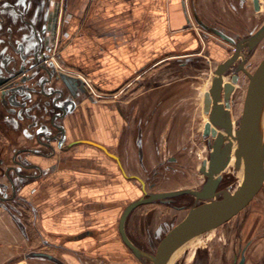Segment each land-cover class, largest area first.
Listing matches in <instances>:
<instances>
[{
  "label": "crops",
  "instance_id": "0c3cea01",
  "mask_svg": "<svg viewBox=\"0 0 264 264\" xmlns=\"http://www.w3.org/2000/svg\"><path fill=\"white\" fill-rule=\"evenodd\" d=\"M212 2L202 0L199 6L212 9ZM165 4V0H0V28L11 30L0 32V57H10V66L6 64L13 70H28L43 80L40 89L37 82L32 87L28 81L29 89L22 97L35 108L27 106V114L8 115L9 128L23 147L14 148L12 163L0 172V195L7 200L12 192L32 184V192L38 195L30 198L34 204L27 202L36 216L40 213L41 232L64 237V264H80L83 254L134 263L119 233L135 180L126 175L142 178L135 171L139 164L145 166L141 160L154 168L163 162L157 152L179 150L174 139L168 142L166 137L171 132L175 136V116L179 121L187 119L189 109L181 108V100L186 99L182 94L189 86L177 82L176 87L175 80H166V73L173 74L174 67L161 65L166 23L173 30L184 26L189 2L170 0L167 22ZM59 10L57 25L66 10L73 17L71 27H82L75 39L76 66L79 72L89 74L94 89L112 94L107 100L95 102L84 76L59 70L53 62L38 65V58L51 56L58 44L53 27ZM73 48H67L70 58ZM213 53L219 56L216 49ZM63 55L64 50L60 57ZM57 79L63 86L55 84ZM128 86L138 88V93L130 97L121 93ZM84 96V101H79ZM35 109L43 115L36 116ZM53 109L57 111L54 114ZM49 117L53 133L43 138L49 127L41 128L38 120L47 122ZM1 129L0 136L5 139L7 129L3 125ZM80 140L106 146L119 156L121 164L101 148ZM24 151L39 154L37 160L28 159L21 154ZM54 156L56 160H52ZM13 166L16 171L11 182L8 171ZM255 208L249 219L253 223L244 228L259 236L251 242L244 264H264V218L262 223L258 218L264 202Z\"/></svg>",
  "mask_w": 264,
  "mask_h": 264
},
{
  "label": "rangeland",
  "instance_id": "374dc122",
  "mask_svg": "<svg viewBox=\"0 0 264 264\" xmlns=\"http://www.w3.org/2000/svg\"><path fill=\"white\" fill-rule=\"evenodd\" d=\"M169 1L170 0H165L166 22L168 21ZM187 1L190 3V0ZM218 1L223 2L222 8L206 9L199 6L202 0H196L199 11L208 22L213 21L214 24L232 31H241L242 28L246 26V28L248 27L252 30L251 32L264 22V0H262L263 7L260 12L254 11L252 7L243 10L240 3H237V0ZM249 3H251V0H249ZM242 10L244 13L241 12ZM61 11L60 16L62 13ZM191 11L192 10L188 6V19L185 23L184 20H182L184 26H180V30L170 29V24L166 23L164 57L167 58L170 57V55L175 56L164 62L165 69H167L168 66L174 67L173 74L170 75L166 73V80H175L176 87H178L179 82H185V84H187L186 86H189L187 91H184L185 93L183 92L182 94L186 99L182 98L181 100V108L184 107V109H189V111L187 112V119L185 121L183 117H181V121H179L178 116H175L173 119L172 125L176 128L175 136L172 137V132L170 136L166 137L165 135L168 142L174 139V142L179 145V150L176 152H173L174 150L168 152L166 148L163 152H157L158 159H163V162L154 168H149L150 165H148L146 160H141L142 164L145 166L142 167L139 164L136 167L137 169L135 171L142 175L143 180L146 181V190L148 192L169 191L188 187L199 189L207 178V175L200 171V167L203 161L209 158V140L213 139V137L211 135H204V127L207 122V114L204 112L203 103L204 93L211 86L212 75H214L217 63L229 57L234 49L232 46H229L227 50H223L225 45L222 43V39L215 33L201 27L192 17ZM72 21V14L64 10L62 21L57 25L56 34L58 44L55 46V61H57V66L62 68L65 72L84 76L86 86L89 85L90 88L92 87L89 89L87 86V90L89 93H91V91L93 92L91 94L95 102L99 99L98 95L102 96V100H107L108 98L106 97H110L112 94L100 88H97L98 90L96 88L94 89L93 87L96 86V84L89 74L79 72L76 66L75 39L82 32V27L74 26L72 28ZM10 31L11 30L7 28H0L1 33ZM4 43H7V41H4ZM68 46L70 48L74 47L72 49L74 56L71 58L66 55ZM210 48L217 49L219 53V56L214 57L211 61L208 60ZM63 50L64 55L60 57V53H62ZM190 58H195V60L190 61ZM263 58L264 39L259 44L256 53L250 61L251 70L255 69ZM184 59H189L186 64H182L181 62ZM8 62H11L10 57H0V133L2 132V125L6 127L8 133V137L5 139L0 136V158L3 160V162L0 161V172L5 169L4 166L12 163L14 148L18 147L19 144V147H23L19 142V137L14 135L12 132L13 130L9 128L10 118L8 119V115L10 113L13 115H18L20 113L27 114L29 112L27 111V106L34 107L22 99L24 93L27 92L30 86L27 82L30 81L32 87L36 86L34 81L37 82V87L39 89L40 87L42 88L41 84L43 82L40 77H35L34 73L29 71L24 73L23 69L13 70L7 66V64L9 65ZM55 84L63 86L59 79H57ZM247 86L248 79L242 74L232 97L234 120L239 118L243 111ZM183 90L184 87L182 85L181 91ZM64 91L66 94L65 98H68L70 95L66 92L65 87ZM84 99L85 96L80 97L79 101L83 102ZM35 110L37 113L36 116L43 115L42 111L38 109ZM55 112L57 111L53 109V114ZM2 119H5V121ZM42 120V118L38 120L39 126H41V128L44 125L49 127L47 133H44L42 136L44 138L53 133L54 127L50 128L49 124L53 126V122L49 123L50 117L49 120L47 119V122ZM58 121L59 119H56V122H54L55 125H58ZM180 126L181 130L179 129ZM178 129L179 131H177ZM179 132L180 134H178ZM160 148L161 150L164 149V147L161 146ZM21 154L31 160H37L35 157L39 155L28 151H24ZM60 154L63 155V153ZM171 154L176 157V161L168 160L167 157ZM56 157L57 156H54L52 160H56ZM234 162L235 156L231 164L223 172V181L230 182V185L236 187L239 184L240 177L237 174L238 170H236ZM145 168H147V170ZM36 186L38 187V185ZM33 192L32 184L17 191L16 195L21 204L16 203L18 206L16 205L14 207L15 209L12 206L9 207V203L4 204L0 201V264H64V251H66L64 249V244L62 245V243H64V237L61 235L49 234L48 232H41L42 229L39 221L41 218L40 213L38 211L39 215L36 216L29 202H27L28 200L33 203L30 198L34 200L38 195V193ZM142 196H144V190L142 189L141 183L135 179L133 180L131 199L133 200ZM262 201L264 202V185L248 206L228 222L216 229L195 236L183 245L179 249V253L173 262L177 261L179 264H193L197 255L202 256V254H204L211 264L233 263L236 253L235 248L239 246V241H248L252 238L257 239L259 236L250 232L249 229L244 228V226L253 223L249 220L251 214L253 210L256 209V205ZM178 203L191 206L193 198L190 196V198H186ZM262 210L264 209L262 208ZM262 210L261 215H258L261 221L260 223H262L264 218V212ZM188 211L189 208L179 210L172 205L160 202L145 204L138 207L130 216L128 220L129 234L133 239L138 238L141 239L142 242H146L151 251H154L166 232L174 224L180 222L187 215ZM256 223L258 224L259 222ZM143 225L147 226L146 229L140 230L139 228ZM150 244H152V246ZM130 253L134 261L132 264H144L132 252ZM119 260L120 259L114 262L110 259L108 260V258H99V256L93 258V256L88 254L80 256V264H123L120 263Z\"/></svg>",
  "mask_w": 264,
  "mask_h": 264
},
{
  "label": "water",
  "instance_id": "95a60500",
  "mask_svg": "<svg viewBox=\"0 0 264 264\" xmlns=\"http://www.w3.org/2000/svg\"><path fill=\"white\" fill-rule=\"evenodd\" d=\"M254 2L258 10L259 2L258 0ZM195 17L201 27L234 44L236 50L232 56L217 65L211 86L204 93V112L209 115L204 135H211L213 139L209 140V158L204 160L200 167V171L207 175L201 188L148 192L146 182L142 178L135 174L126 175L124 172L128 178L137 179L141 183L145 195L126 206L119 221V230L123 242L144 264H170L173 254L182 245L195 236L228 222L248 206L264 185V58L253 71H249L245 66L251 54L264 39V23L256 31L236 41L222 30L205 24L198 14H195ZM244 48L248 49L247 54L243 52ZM241 72L248 76L249 82L243 111L234 123L231 101L235 85L241 79ZM230 75V80L226 81L225 77ZM80 141L101 148L121 164L119 156L106 146L92 140ZM234 156L236 170L243 167L242 179L236 187L230 185L218 190L223 180V172L231 164ZM170 160L175 161L176 157ZM183 194L194 196L196 202L199 200L202 202L195 203L187 215L166 232L154 251H146L130 239L126 223L133 210L141 205L166 201ZM242 263L243 261L240 264Z\"/></svg>",
  "mask_w": 264,
  "mask_h": 264
},
{
  "label": "flooded vegetation",
  "instance_id": "af4514ba",
  "mask_svg": "<svg viewBox=\"0 0 264 264\" xmlns=\"http://www.w3.org/2000/svg\"><path fill=\"white\" fill-rule=\"evenodd\" d=\"M211 2V1H210ZM210 2H209V4H210ZM240 3V5H241V7L243 8V10L244 9H248V7L250 8V7H252V9L254 10V11H256V12H260L261 10H262V7H263V4H262V0H258V2H259V9L257 10L256 8H255V2H254V0H251V3H249V0H237V3ZM190 5V9L192 10L191 11V15H192V17L195 19V21L197 22V20H196V17H195V14H198V17L205 23V24H208V25H210V26H213V27H216V28H218V29H220V30H222L225 34H227L229 37H231V38H233L234 40H236V41H238V40H240V39H243L244 37H246V36H248L250 33H252L251 31L252 30H250L248 27L246 28V26L244 27V28H242V30L241 31H232V30H228L227 28H225V27H222V26H218V25H216V24H214L213 23V21H210V22H208L203 16H202V14H201V12L199 11V9H198V6H197V4H196V0H190V3H189ZM211 5H213V7H212V9H215V8H222V6H220L219 5V3H218V1H216V0H214V2H212L211 3ZM241 11L242 13H244V11ZM59 12H60V10H59ZM58 12V15H57V18H56V21H55V27H53V31L55 32V33H57V21L59 20V13ZM64 13V12H63ZM61 21H62V18L60 19ZM190 22V21H189ZM198 23V22H197ZM264 22H262L255 30H253V32L254 31H256L258 28H260V26L263 24ZM199 24V23H198ZM217 35V34H216ZM217 36H219V35H217ZM220 37V36H219ZM221 38V37H220ZM222 39V43L225 45L224 46V49L223 50H227L228 49V47L229 46H232L233 47V53L232 54H234V52H235V50H236V48H235V45L234 44H232V43H230V42H228V41H226L225 39H223V38H221ZM216 45V44H215ZM218 46V45H217ZM259 46V45H258ZM220 48H223V47H220ZM258 48V47H257ZM257 48H256V50H257ZM213 49H215V48H210V51H209V58H208V60L209 61H211V59L213 60L214 59V57H215V55H214V53H213ZM217 50V49H216ZM256 50L251 54V57H250V59L246 62V64H245V66H246V68L249 70V71H253V70H255V69H253V70H251V64H250V61H251V59L253 58V56H254V54L256 53ZM228 52V51H227ZM243 52L245 53V54H247L248 53V49L247 48H244L243 49ZM208 53V52H207ZM213 53V54H212ZM232 54L230 55V56H232ZM229 56V57H230ZM48 57L49 56H42V57H39L38 59H39V61H38V65L40 66H47V65H49V61H48ZM229 57H227V58H229ZM227 58H225L223 61H225ZM168 59V57L167 58H165L164 57V60H163V63H162V65H161V67L163 68L164 66H165V61ZM189 60V59H188ZM188 60L187 59H184V60H182L181 62H182V64H186L187 62H188ZM193 60H195V58H190V61H193ZM222 61V62H223ZM219 63H221V62H219ZM219 63H217V65L219 64ZM217 65H216V67H217ZM236 65V64H235ZM26 72H28V70L27 71H25L24 73H26ZM242 74H244L245 76H246V78L248 79V82H249V78H248V76L244 73V72H241V77H242ZM212 77H213V75H212ZM212 81V80H211ZM88 87H89V85H88ZM3 89V88H2ZM89 89H91L90 87H89ZM121 90H118L117 92H115L114 94H117V93H119ZM121 93H125V94H127V97H130V96H132V95H134V94H137L138 93V88H136V87H127L126 89H124V90H122V92ZM101 97L102 96H100V95H98V98H99V100L101 99ZM106 98H109V97H106ZM158 108H159V106H158ZM233 102H232V106H231V113H232V117H233ZM234 118V117H233ZM19 155V154H18ZM15 159H17L16 157L14 158V161H15ZM17 161V160H16ZM169 161H171V160H169ZM15 166H13V167H10V169H9V171H8V180L10 181L11 180V182L13 181V174L15 173ZM223 182H225V181H223L222 180V182H221V184L219 185V187H218V190H222V189H224V188H227L228 186H230V184H228V185H223ZM144 195H145V193H144ZM190 196L191 195H188V194H183V195H179V196H176V197H172L171 199H167L166 201H160V203H164V204H169V205H172V206H174V207H176L177 209H179V210H182V209H185V208H191L195 203L196 204H198V203H201L202 202V200H199L198 202H196V199H195V197L194 196H191L192 198H193V203H192V205L191 206H187V204H184V203H178L179 201H182V200H184V199H186V198H190ZM17 195H16V193L15 192H12L9 196H8V198H7V200H5L4 198H2V195H0V201L2 202V203H9V207L10 206H12L13 208L17 205L18 206V204H20L19 203V201H17ZM143 197V196H142ZM140 198V197H139ZM136 199H138V198H136ZM133 200H135V199H133ZM133 200H131V201H133ZM17 201V202H16ZM16 203H18V204H16ZM130 203V202H129ZM128 203V204H129ZM127 204V205H128ZM141 206H143V205H141ZM140 207V206H139ZM126 208V207H125ZM138 208V207H137ZM136 208V209H137ZM15 209V208H14ZM135 209V210H136ZM135 210H133V212L135 211ZM132 212V213H133ZM132 213L130 214V216L132 215ZM130 216H129V218H128V220L130 219ZM128 220H127V223H126V231H127V234H128V236L130 237V239L135 243V244H137L140 248H142V249H144V250H146V251H151V249L149 248V246H148V244L146 243V242H142V240L141 239H138V238H132L131 237V235L129 234V229H128V226H129V223H128ZM177 224V223H176ZM175 225V224H174ZM146 227L147 226H145V225H143V226H141L139 229L140 230H142V229H146ZM139 231V230H138ZM119 233H120V230H119ZM120 237H121V234H120ZM121 240H122V237H121ZM253 241V238L251 239V240H248V241H246L245 243H243V241H239V246H237L235 249H236V253H235V256H234V259H233V263L231 262V264H240L242 261H243V263L242 264H244L245 263V261H246V257H247V250H248V248H249V246H250V244H251V242ZM122 242H123V240H122ZM124 243V242H123ZM124 245L126 246V244L124 243ZM128 248V247H127ZM129 249V248H128ZM130 251V250H129ZM131 252V251H130ZM179 264V263H178ZM193 264H211L209 261H208V258L206 257V256H204V254H202V256L201 255H197L196 257H195V259H194V261H193Z\"/></svg>",
  "mask_w": 264,
  "mask_h": 264
},
{
  "label": "bare ground",
  "instance_id": "6f19581e",
  "mask_svg": "<svg viewBox=\"0 0 264 264\" xmlns=\"http://www.w3.org/2000/svg\"><path fill=\"white\" fill-rule=\"evenodd\" d=\"M241 74V73H240ZM229 77V78H228ZM228 77H225V80L227 81V80H230V78H231V75L230 76H228ZM238 84V83H237ZM237 84L235 85L236 87H237ZM236 90V89H235ZM235 92V91H234ZM232 102V101H231ZM207 122L209 121V115L207 114ZM233 121H234V123H235V120H234V118H233ZM204 122V121H203ZM206 124V123H205ZM213 128V125H212V127H211V129ZM208 160V159H207ZM208 167H209V164L207 165V169H208ZM237 174H238V176L240 177V181H241V179H242V176H243V167L241 168V169H238V171H237ZM239 181V182H240ZM183 246V245H182ZM181 246V247H182ZM180 247V248H181ZM179 248V249H180ZM179 249L173 254V256H172V258H171V260H170V264H172V262L174 261V259H175V257L178 255V253H179Z\"/></svg>",
  "mask_w": 264,
  "mask_h": 264
},
{
  "label": "built area",
  "instance_id": "2783aa9c",
  "mask_svg": "<svg viewBox=\"0 0 264 264\" xmlns=\"http://www.w3.org/2000/svg\"><path fill=\"white\" fill-rule=\"evenodd\" d=\"M60 22H61V20H60ZM56 60V50L54 49V51H53V53L51 54V56H49L48 57V61L49 62H53V63H55L56 65H57V61H55ZM60 67H58V69H59ZM59 70H62V71H64L62 68H60Z\"/></svg>",
  "mask_w": 264,
  "mask_h": 264
},
{
  "label": "trees",
  "instance_id": "16d2710c",
  "mask_svg": "<svg viewBox=\"0 0 264 264\" xmlns=\"http://www.w3.org/2000/svg\"><path fill=\"white\" fill-rule=\"evenodd\" d=\"M228 184H231V183L227 181L223 182V185H228Z\"/></svg>",
  "mask_w": 264,
  "mask_h": 264
}]
</instances>
